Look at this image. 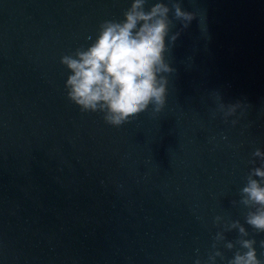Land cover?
Returning <instances> with one entry per match:
<instances>
[{
	"label": "water",
	"instance_id": "obj_1",
	"mask_svg": "<svg viewBox=\"0 0 264 264\" xmlns=\"http://www.w3.org/2000/svg\"><path fill=\"white\" fill-rule=\"evenodd\" d=\"M132 2L0 0V264H228L237 220L264 264L239 203L264 152V0H178L187 27L147 0L170 8L166 102L112 126L68 99L61 58Z\"/></svg>",
	"mask_w": 264,
	"mask_h": 264
},
{
	"label": "clouds",
	"instance_id": "obj_2",
	"mask_svg": "<svg viewBox=\"0 0 264 264\" xmlns=\"http://www.w3.org/2000/svg\"><path fill=\"white\" fill-rule=\"evenodd\" d=\"M170 2L175 18L187 27L194 14L182 10L178 0ZM146 3L147 0H133L122 20L104 21L93 43L61 58L70 73L65 84L68 99L82 112L103 113L105 122L112 126L124 124L150 105L159 112L166 102L168 80L164 74L173 71L165 56L172 24L170 8L164 2H156L146 10ZM177 35L170 37L171 42ZM253 156L261 163L249 172L239 203L249 209L246 223L257 233H264V152L257 149ZM251 163L255 164V160ZM220 219L217 216L216 223ZM233 229L238 230L240 238L236 243L243 251L237 250L228 264H262L254 246L256 241L246 238L249 233L245 227L237 220L228 222L224 230ZM214 240L225 237L217 233ZM224 246L234 248L232 242ZM216 247L214 243L213 248ZM216 257L223 259V254L215 251L209 261L214 264Z\"/></svg>",
	"mask_w": 264,
	"mask_h": 264
}]
</instances>
